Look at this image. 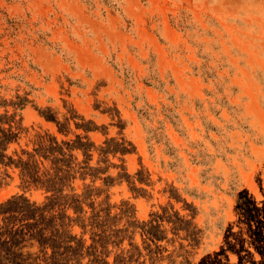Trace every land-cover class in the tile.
<instances>
[{
	"label": "rangeland",
	"instance_id": "1",
	"mask_svg": "<svg viewBox=\"0 0 264 264\" xmlns=\"http://www.w3.org/2000/svg\"><path fill=\"white\" fill-rule=\"evenodd\" d=\"M0 264H264V0H0Z\"/></svg>",
	"mask_w": 264,
	"mask_h": 264
}]
</instances>
